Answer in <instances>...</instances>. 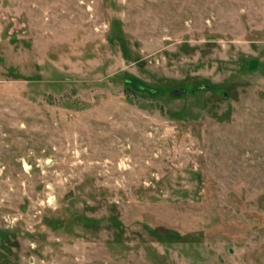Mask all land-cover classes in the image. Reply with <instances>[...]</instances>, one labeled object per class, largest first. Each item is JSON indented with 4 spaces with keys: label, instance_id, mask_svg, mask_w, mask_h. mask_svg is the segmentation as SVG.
<instances>
[{
    "label": "rangeland",
    "instance_id": "374dc122",
    "mask_svg": "<svg viewBox=\"0 0 264 264\" xmlns=\"http://www.w3.org/2000/svg\"><path fill=\"white\" fill-rule=\"evenodd\" d=\"M0 264H264V0H0Z\"/></svg>",
    "mask_w": 264,
    "mask_h": 264
}]
</instances>
